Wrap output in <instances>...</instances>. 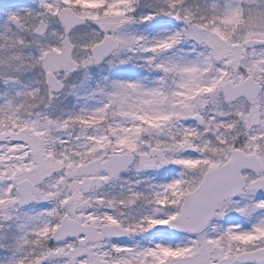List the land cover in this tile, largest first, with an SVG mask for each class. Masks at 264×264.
Masks as SVG:
<instances>
[{"label": "snow or ice", "instance_id": "6c2138e0", "mask_svg": "<svg viewBox=\"0 0 264 264\" xmlns=\"http://www.w3.org/2000/svg\"><path fill=\"white\" fill-rule=\"evenodd\" d=\"M0 264H264V0H0Z\"/></svg>", "mask_w": 264, "mask_h": 264}]
</instances>
